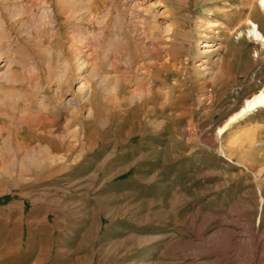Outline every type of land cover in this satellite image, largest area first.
<instances>
[{"label":"rangeland","instance_id":"1","mask_svg":"<svg viewBox=\"0 0 264 264\" xmlns=\"http://www.w3.org/2000/svg\"><path fill=\"white\" fill-rule=\"evenodd\" d=\"M67 1L64 10L73 4L78 16L44 35L19 34L15 50L5 51L15 75L0 61V132L25 138L37 120L35 100L53 97L58 85L62 102L97 91L71 127L80 146L61 169L0 182V264H264V109L218 133L264 89V45L242 24L252 6L264 33V3ZM144 22L154 34H142ZM29 26L35 29L31 21L22 29ZM119 31L126 36H114ZM74 34L87 62L68 69L58 49ZM151 69V100L111 107L116 77L137 74L148 87ZM124 86L122 95L136 88ZM25 99L34 100L29 118ZM63 117L54 126L67 135Z\"/></svg>","mask_w":264,"mask_h":264},{"label":"bare ground","instance_id":"2","mask_svg":"<svg viewBox=\"0 0 264 264\" xmlns=\"http://www.w3.org/2000/svg\"><path fill=\"white\" fill-rule=\"evenodd\" d=\"M14 1L15 0H0V61H5V63L2 64V66L3 67L6 66V69H5L6 72H8V71L13 72V70L11 69V67H12L11 64L15 63V58L11 59V57H9V59L7 60V59H3V55H4L5 51H9V52L11 51L12 52V49H14L13 48V41H14V38L16 36H18L19 34H21V35L25 34V35H29V36L44 35L45 33H47V31H49V29L47 27L50 24H51V26H53L52 23L54 24V22H56L60 27L63 24H65L64 21H66V19H69L71 17L74 18V17L78 16V14H79L77 9H73V4L71 6L72 8L70 7L71 9L69 11L66 12L64 10L65 6L71 4L70 2H69L70 4L67 3L68 2L67 0H16V1H18L17 3H14ZM140 1L141 0H136L135 2L136 3L138 2L137 4L139 5ZM176 1H178V2L187 1L188 2L189 0H176ZM135 2H134V4H135ZM95 3H97V2H95ZM260 3L261 4L264 3V0H261ZM107 4H108V2H107ZM75 5H77V4H75ZM244 7L245 6H242V8L240 7L241 9L238 8L239 9L238 12H240V11L244 12V10H245ZM82 10L85 11L86 8L85 9L81 8L80 11H82ZM220 11H221V13H216V14L224 15V16L228 15L227 12H225L223 10H220ZM254 11H253V8L251 6V11L249 12V14L247 16H244L245 20L242 22V24L249 25L250 26L249 33L251 34V36H253L255 38V40L258 41V43H261L264 45V33L261 30L260 24L258 22V19L256 16L257 13L255 14ZM147 13H150V12H147ZM258 13H260V12H258ZM242 14H244V13H242ZM102 17L104 18L105 16L103 15ZM240 17H241V19L244 18L242 15ZM103 18H102V20H105ZM69 20L71 21V19H69ZM102 20H101V22L99 20V24H102L104 22ZM28 21L29 22L31 21V23H32V25H34L35 29H31V26H29L26 29H22L25 25L28 24ZM138 23H139V21H138ZM132 24H134V23H132ZM132 24L129 25V27L133 26ZM137 24L135 27H138ZM146 24H147L146 22H144V26L142 24V26L144 27L142 34L145 36H147L149 34L151 35L152 33L154 34L155 31L153 30L152 26H150L149 24H148L149 25L148 26ZM118 26H120V25H118ZM176 26H177V23H176ZM122 27H119V30H122ZM50 30L53 31V29H50ZM128 30L131 31L130 28ZM136 30H138V28H136L135 31ZM74 31L76 32L75 29H74ZM123 31H125V29ZM135 31H134V33H135ZM138 31H141V30H138ZM139 33L136 32L137 35ZM187 33H189V32H187ZM130 34H132V32ZM101 35L105 36L104 30L101 32ZM115 35H116V37L117 36L118 37H121V36L125 37L126 33H125V36H123V33L121 31H119L117 34H114V36ZM127 35L130 37L129 34H127ZM184 36H187V34ZM140 38H141V36H140ZM128 40H129V38H128ZM68 41L69 42H67V41L63 42L61 48H59L60 50L58 49L59 57L61 58L62 55L65 57L64 64H66L68 69H69V66L71 64H75V62L78 63L79 68H84V65L86 64L87 60H85V59L83 60L82 57L78 53L79 47L77 44L76 35L74 34V36L68 37ZM59 43H62V41H60ZM158 49H156V50H158ZM9 52H7V53H9ZM149 55H152V54H149ZM92 56H94V54ZM154 58H155V56H154ZM132 60H133V58H132ZM134 61H135V59H134ZM131 63L133 64L134 62L131 61ZM117 65L118 64H116V66ZM144 65H145V63L139 64L138 65L139 67H136V68H140V69L144 68ZM134 67L135 66H133V69H134ZM153 67H155V66H152V68ZM167 67H168V65L163 63L161 65V67L159 66L158 68L164 69ZM115 70L117 71L118 69H115ZM13 73L15 75V71ZM13 73H12V75H13ZM150 73H151V77H152V86L149 85L148 87L141 81V78L137 74L132 75V78L130 80L129 79L127 80L126 78L122 79V76L116 77V81H115L116 87L114 86L115 90H114V96H113L114 101H113V103H109V104H112L111 107H114L115 109H117V107H119L120 109H123L124 106L129 104V101L131 102L135 98L136 99L137 98L142 99V100L145 99L146 101H148L151 97L156 95V90L154 89V84L156 82V78L153 75L154 69H151ZM130 82H134L136 84L135 90L133 92L125 90L124 94L122 95L123 87H125L124 85L126 84V86H127L128 84H130ZM113 85H114V83H113ZM80 87L82 88L83 86H80ZM95 89H97V88H95ZM95 89L92 88V90L87 92L84 96H80V95H78V92H75V94H72L73 97L71 99H69L66 102H64V101L62 102V99H61L62 96L60 94H62V95L64 94L63 93V85H58L55 93H53V95H54L53 97L44 94L38 100L37 99L35 100L37 102V103L36 102L35 103L38 105V106L35 105V107H39L36 110L38 114L37 115L35 114V116H37L36 117L37 120L31 121L32 120V118H31L30 124H29V126H27L28 132L26 130L27 133H26L25 138H21V136L18 134L20 131L19 132L16 131L14 133H12L13 131H11V132L7 131L5 134V131L2 130L0 132V182L3 180L5 182H17L18 180H28V179H32L35 181V180L46 178L47 176L49 177V176L53 175L56 171L61 169V167L64 164H66L67 161H69V159H70L69 153H72V152L74 153V151H76V148L78 146H80L79 145L80 143H78V142H80V139H79L80 132L79 131L74 132V130H72L71 127H74L76 130V125H77L76 122L82 120L83 105L86 104L87 102H91L92 95H94L93 92L95 93V91H97ZM98 94H99V90H98ZM28 99L30 100V98H28ZM97 99H98V97H97ZM99 99H101V98H99ZM33 102H34V100L32 101V99H31V102L30 101L26 102V99H25V104L21 108V110L23 112L22 115L24 113H27V116H25L27 118L32 116L29 114H31L30 111L33 108L32 107ZM261 108L264 109V89L253 94L252 96L246 98L243 105L240 107V109L237 110L235 113H233L225 121V123L219 127L218 133H221V134L225 133V131H227V129H229V127L235 121H238V119L245 117L247 114H249L253 111H257V110L259 111V109H261ZM111 109H113V108H111ZM17 110H20V109L17 108ZM44 110L46 111L45 113H44ZM34 113H35V111H34ZM63 115H65V117L68 118V121H69V122H67L68 123V125H67L68 130H69V132L72 133V138L74 137V140H72L70 138L67 140L69 134H71V133H68L67 135H63V134L60 135L59 133L58 134L56 133L57 129L55 128L54 124H55V122H57V120L59 121L60 117L62 118ZM95 115H96V113H95ZM15 117H16V115H14V119H15ZM21 117H23V116H21ZM17 118H19V117L17 116ZM24 121H25V119H24ZM21 125L24 126L23 123ZM67 126H66V128H67ZM24 127H26V126H24ZM24 127H23V131H24ZM21 131H22V128H21ZM64 131H65V129H64ZM23 133H25V132H22V134ZM85 135H86V133H85ZM84 138H85V136H84ZM14 143H16V144L14 145ZM84 146H85V142L82 143V148H84ZM64 149L66 152L61 153V151ZM12 188H13V186H12ZM12 188H11V191H13Z\"/></svg>","mask_w":264,"mask_h":264}]
</instances>
